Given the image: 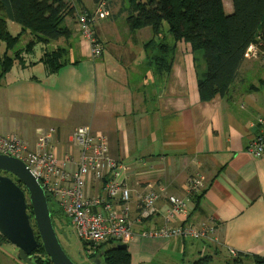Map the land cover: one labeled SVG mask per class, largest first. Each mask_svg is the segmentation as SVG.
I'll return each mask as SVG.
<instances>
[{
	"label": "crops",
	"instance_id": "crops-1",
	"mask_svg": "<svg viewBox=\"0 0 264 264\" xmlns=\"http://www.w3.org/2000/svg\"><path fill=\"white\" fill-rule=\"evenodd\" d=\"M223 6L226 14L233 13L230 0H223ZM96 8L85 0L76 11ZM71 21L64 24L71 32L68 39L49 45L68 53V64L54 78L46 79L38 64L13 70L0 81V136L20 132L33 144L41 132L56 127L65 152L72 148L71 134L89 126L106 137L111 154L126 165L125 183L132 194L154 184L184 198L187 180L203 174L206 189L199 203L190 205L188 223L214 225L216 236L209 241L136 236L127 244L130 264H168L163 258L169 261L186 252L187 264L210 252L229 259L231 252L264 259V152L258 159L246 153L258 134L257 121L264 119V53L244 60L228 94L202 102L196 88L206 70L202 55L178 43L167 74L161 76L144 52L149 29L134 39L123 17L109 16L93 25L105 39L101 55L93 57ZM164 198L158 212L141 224L145 229L162 226ZM132 209L135 217L137 208ZM141 225H134L136 233ZM8 245L0 243V264L2 259L20 264L15 262L20 253L10 252Z\"/></svg>",
	"mask_w": 264,
	"mask_h": 264
},
{
	"label": "trees",
	"instance_id": "trees-1",
	"mask_svg": "<svg viewBox=\"0 0 264 264\" xmlns=\"http://www.w3.org/2000/svg\"><path fill=\"white\" fill-rule=\"evenodd\" d=\"M84 1L0 0V81L13 70H27L38 64L42 66L46 79L54 78L68 64V53L65 48H51L49 45L60 39H68L71 32L64 24L67 19L74 21L79 14L88 13L81 10L77 14L76 9L83 7ZM91 1L97 8L103 6L108 17H123L134 39L141 30H150L151 38L144 43V52L161 76L167 74L178 43L187 46L192 53L201 52L206 70L197 78L196 88L202 102L228 94L238 79L248 45L258 40L264 50V0H230L234 8L232 14L225 13L223 0ZM8 23L20 28L16 35L10 32ZM164 26L167 33H164ZM166 37H170L171 43L166 41ZM22 38L27 41L24 47L18 48ZM39 47L42 51L36 61H28ZM10 177L25 190L15 177ZM26 196L27 213L38 249L31 256L20 252L32 264H51L42 248L27 193ZM201 196L194 197L193 203L198 204ZM47 201L55 231L60 229L64 232L70 227L69 221L50 198L47 197ZM0 243L8 242L0 235ZM81 245L87 259L94 260L99 256L104 264L131 263L128 251L117 250V245L104 252L101 249L107 244L94 249L84 243ZM211 261V256H205L191 264H210ZM232 264H264V259L236 254Z\"/></svg>",
	"mask_w": 264,
	"mask_h": 264
},
{
	"label": "built area",
	"instance_id": "built-area-1",
	"mask_svg": "<svg viewBox=\"0 0 264 264\" xmlns=\"http://www.w3.org/2000/svg\"><path fill=\"white\" fill-rule=\"evenodd\" d=\"M103 6L93 12L77 16V27L88 41L93 57L101 55L104 37L98 36L93 25L106 19ZM264 50L257 40L247 46L244 60L258 58ZM258 134L246 148L253 158L264 152V119L257 121ZM71 149L61 152L59 131L49 127L41 132L33 144L22 133L0 136V155L21 161L36 178L46 197L60 209L69 221L76 239L94 249L102 244L127 245L136 236L142 239L193 240L213 238L214 225L194 227L188 223L192 199L206 189V179L197 173L187 180V195L178 198L167 194L163 185L148 184L146 190L132 194L125 183L126 165L110 152L106 137L93 132L89 126L78 127L70 139ZM77 151V158L74 150ZM167 209L162 226L145 229L144 220L158 212L157 204L163 199ZM135 204V205H134ZM136 206L135 217L132 207ZM141 225L136 233L134 225ZM217 244V239H213ZM231 257L235 253L231 252Z\"/></svg>",
	"mask_w": 264,
	"mask_h": 264
},
{
	"label": "water",
	"instance_id": "water-1",
	"mask_svg": "<svg viewBox=\"0 0 264 264\" xmlns=\"http://www.w3.org/2000/svg\"><path fill=\"white\" fill-rule=\"evenodd\" d=\"M0 171L15 177L25 189L17 186L10 177L0 176V235L26 256L38 249L27 213V193L42 248L51 264H75L60 244L47 197L29 169L17 159L0 155ZM116 249L127 250V245H117Z\"/></svg>",
	"mask_w": 264,
	"mask_h": 264
},
{
	"label": "rangeland",
	"instance_id": "rangeland-1",
	"mask_svg": "<svg viewBox=\"0 0 264 264\" xmlns=\"http://www.w3.org/2000/svg\"><path fill=\"white\" fill-rule=\"evenodd\" d=\"M75 20H76V18H75ZM75 20L74 21H71V22H75ZM76 23H77V20H76ZM8 28H9L10 32L13 35H16L19 32V29H20L17 25H15L13 23H8ZM146 31H148V30H144V31H142V33H145ZM164 33H167V27L166 26H164ZM25 40L26 39L22 38V40H21L18 48H22V47L25 46ZM136 50H138L139 52H141L140 49H136ZM41 51H42L41 50V47H39L38 50L36 51V53L34 55H32L31 57L28 58V61L35 62L36 59H37V57L39 56V52H41ZM196 54H200L201 55V52H197ZM67 59H68V56H67ZM26 72H29V71H26ZM12 73L15 74L16 72H12ZM20 74L23 75V74H29V73H20ZM73 133L71 134V138L73 136ZM56 233L58 234V239L60 241L61 246L64 248V251H66L67 255L70 257V259L75 264H94V261L95 260L97 261V262L95 261V264H104V261H103V258L102 257L97 256L96 258H94V260L87 259L85 257L84 250L82 248V245L76 239V237H75V235L73 233V229H72L71 226L70 227H67L64 232H62L60 229H57V232ZM187 244L189 245L190 243L188 242ZM116 245L117 244H107L106 246L102 247L101 252H104V251H106V250H108L110 248H113ZM198 245L199 244L197 243L194 246H198ZM8 246H9V248H11V249L8 248V250L10 252H14V250H17L20 253V256L19 257L16 256V258H15V262L16 263L22 264L24 262L26 264H32V262H27L25 260L24 256L22 255V253L20 252V250L18 248L16 249V247H14L13 245H8ZM19 253H18V255H19ZM210 253H211V256H212V261H211L210 264H232V260L234 259V257H233V259H229V257L226 256V255H224V254L223 255H217V254H215L213 252H210ZM88 254H90V252ZM11 255H15V254H11ZM205 255H207V254H205ZM176 257H178L179 260ZM165 259L166 258H163V260L166 261L168 264H187V261L189 259V255L186 252V254L184 256L180 253V254H178L176 256H170L169 257V261H167ZM197 259L198 258H195L194 260H191L190 262L193 263V261H195ZM1 263L2 264H5V263L6 264H13V263H10V262H8V263L7 262H4L3 259H2V262Z\"/></svg>",
	"mask_w": 264,
	"mask_h": 264
},
{
	"label": "flooded vegetation",
	"instance_id": "flooded-vegetation-1",
	"mask_svg": "<svg viewBox=\"0 0 264 264\" xmlns=\"http://www.w3.org/2000/svg\"><path fill=\"white\" fill-rule=\"evenodd\" d=\"M0 176H4V177H10V174L0 171Z\"/></svg>",
	"mask_w": 264,
	"mask_h": 264
}]
</instances>
